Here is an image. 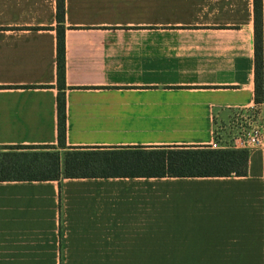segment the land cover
Here are the masks:
<instances>
[{"label":"crops","instance_id":"1","mask_svg":"<svg viewBox=\"0 0 264 264\" xmlns=\"http://www.w3.org/2000/svg\"><path fill=\"white\" fill-rule=\"evenodd\" d=\"M0 0V146L192 148L255 103L253 0ZM251 112V111H249ZM247 175L0 182V264H264V150ZM132 257L134 259H132Z\"/></svg>","mask_w":264,"mask_h":264},{"label":"trees","instance_id":"2","mask_svg":"<svg viewBox=\"0 0 264 264\" xmlns=\"http://www.w3.org/2000/svg\"><path fill=\"white\" fill-rule=\"evenodd\" d=\"M254 2L255 103L262 100V0ZM56 68L58 89L64 88L62 0H57ZM56 146H0L1 181H58L61 178H163L243 177L248 151L232 148H74L65 147L62 95L57 99Z\"/></svg>","mask_w":264,"mask_h":264},{"label":"built area","instance_id":"3","mask_svg":"<svg viewBox=\"0 0 264 264\" xmlns=\"http://www.w3.org/2000/svg\"><path fill=\"white\" fill-rule=\"evenodd\" d=\"M249 111H238L233 118V128L237 132L231 143L222 145V141L217 138L218 131L215 133V140L208 147L210 149H240V150H264V124L258 126L249 120ZM238 123V125H237Z\"/></svg>","mask_w":264,"mask_h":264},{"label":"rangeland","instance_id":"4","mask_svg":"<svg viewBox=\"0 0 264 264\" xmlns=\"http://www.w3.org/2000/svg\"><path fill=\"white\" fill-rule=\"evenodd\" d=\"M251 111L249 112V120L251 121V123L255 124V125H262L263 122L260 119V115H258V113H256L255 111L253 112V110H248ZM236 113V112H235ZM235 113L232 115V117L230 118V120L228 122H225L224 124L219 123V125L215 128V131H218L219 136H217L218 139H220L222 141V145H225L227 143H231L233 137H235L236 135V131L233 128V118L235 116ZM238 125V123H237ZM215 132V133H216ZM63 256L59 255L57 256V263L58 264H65V261L62 260ZM132 259H134L132 257Z\"/></svg>","mask_w":264,"mask_h":264}]
</instances>
